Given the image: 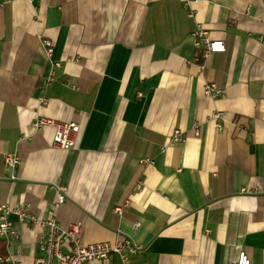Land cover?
<instances>
[{
  "label": "crops",
  "instance_id": "obj_1",
  "mask_svg": "<svg viewBox=\"0 0 264 264\" xmlns=\"http://www.w3.org/2000/svg\"><path fill=\"white\" fill-rule=\"evenodd\" d=\"M183 2L0 0V203L55 208L84 243L126 235L141 246L132 264H224L238 248L264 264V0H194L193 16ZM196 23L225 49L198 58ZM206 81L224 94L205 95ZM37 115L78 122L75 146L53 147ZM8 219L0 255L31 264L42 228Z\"/></svg>",
  "mask_w": 264,
  "mask_h": 264
},
{
  "label": "built area",
  "instance_id": "obj_2",
  "mask_svg": "<svg viewBox=\"0 0 264 264\" xmlns=\"http://www.w3.org/2000/svg\"><path fill=\"white\" fill-rule=\"evenodd\" d=\"M191 1L184 0L183 7L187 14L193 16ZM193 43L201 56L206 58L208 54L216 51H223L225 44L223 39L211 38L206 29L196 23L191 31ZM42 43L45 46V52L50 59L52 54V42L49 38H43ZM53 64H59L58 61ZM53 77L52 70L43 80V84H47ZM224 88L219 87L214 81H206L203 85V92L209 97H220L224 94ZM47 97L41 95L38 98L40 104L47 103ZM225 112L221 109L212 111L209 116L211 122L217 127H220V121L224 118ZM32 127L40 129L44 126H52L53 134L51 144L53 147L67 149L75 146L76 138L80 129L79 123L75 120L64 121L55 117L46 115H37L32 123ZM199 125H193L194 135L199 134ZM172 140H179L180 135L178 130H175L171 136ZM18 160L17 155L7 153L4 161L7 165L13 166ZM149 159H140V162L148 161ZM137 184L136 187H140ZM56 193L55 206H58L64 200V188L58 187ZM28 205H18L12 207L9 203H0V235L15 236L11 221L8 219L10 213H15L20 219L29 218L34 223L38 224L42 230L40 232V247L41 255L33 257L31 264H85L96 259H103L111 254L118 255L121 264H132V255L139 252L141 246L134 243L130 237L120 234L113 241L102 240L84 243L81 240L82 222L80 220L70 221L65 226L60 225L56 220V209H51L48 216L45 218L37 217L28 210ZM115 210L118 214L122 213V206H116ZM135 223L134 226H137ZM209 230L205 229V233ZM236 257L228 259L224 264H251V260L243 248H238ZM0 264H23L21 260L14 258L12 255H0Z\"/></svg>",
  "mask_w": 264,
  "mask_h": 264
}]
</instances>
